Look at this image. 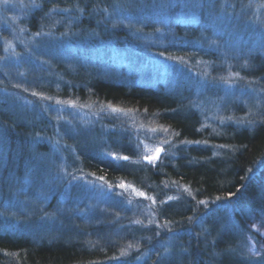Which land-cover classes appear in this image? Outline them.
<instances>
[{
	"label": "trees",
	"instance_id": "1",
	"mask_svg": "<svg viewBox=\"0 0 264 264\" xmlns=\"http://www.w3.org/2000/svg\"><path fill=\"white\" fill-rule=\"evenodd\" d=\"M149 1L34 0L21 19L31 33L64 32L76 42L64 48L68 59H54L55 96L108 104L133 120L67 122L42 108L37 93L0 77V264H264V244L259 253L250 250V239L261 244L251 223L264 219V98L246 105L222 86L187 76L192 60L220 70L204 22L158 26L164 37L154 44L184 69L146 62L130 27H155L141 11ZM123 3L130 24L105 18ZM255 52L239 55L243 66L235 68L243 76L264 73V57ZM247 111L252 118L238 121ZM141 124L165 133L156 161L138 147ZM112 152L126 159L116 161ZM62 168L133 185L159 231L144 225L150 217L135 221L139 212L125 210L114 193L86 202L81 196L90 193L79 191L81 201H65Z\"/></svg>",
	"mask_w": 264,
	"mask_h": 264
},
{
	"label": "rangeland",
	"instance_id": "2",
	"mask_svg": "<svg viewBox=\"0 0 264 264\" xmlns=\"http://www.w3.org/2000/svg\"><path fill=\"white\" fill-rule=\"evenodd\" d=\"M35 4L34 0H7V2L0 0V77H5L12 84L37 93L36 99L42 108L51 111L55 118L67 122L73 121L86 125L92 122L104 121L105 118L114 116L122 120L124 118L133 120L130 112L119 110L108 104L80 102L68 96H55L60 86L57 84L59 73L54 59L62 54L68 59L70 55L64 53L66 52L64 48L65 46L73 47L76 42L71 43L69 35L64 32L61 36L54 32H29L21 19ZM146 5H141L146 6L141 11L145 12V18H148L150 23L155 24L156 28L140 31L138 28L130 27V38L132 41L135 40L137 46L143 49L146 62L151 61L165 69L171 66L184 69L177 59L173 60L165 57V54L159 51V44H154V38L155 40H161L164 37V29L158 26H166L169 22H192L195 25L204 22L213 31L212 44H210L215 50L214 54L219 58V61L216 59L217 62L215 63L220 67V70L211 71L204 62L201 64L196 60H192L186 70L187 76H190L191 80L196 79L197 84L210 81L218 87L222 86V92L225 96L230 95L236 102L243 100L246 105L248 100L255 101L258 105L261 98H264V73L257 77L250 74L243 76L240 71L236 70L237 67L235 68L237 64L242 65L239 59L240 54L248 56L250 52L258 51V54L262 58L264 57V0H238V2L236 0H183L179 3L176 0H150ZM127 12L123 3V5L120 4V6L114 7L112 15L106 13L105 18H109L115 24L116 22L130 24V19L124 15ZM107 25L109 29L112 28L109 21ZM61 29L64 31L63 26ZM37 33H40V35H37ZM115 39L123 38L117 36ZM109 40L111 38L104 39V41ZM96 48H100V46ZM57 52L59 53L57 54ZM243 59L244 61L247 60L245 57ZM43 75L45 76L43 77ZM201 89L202 86L199 85V92ZM28 103L32 104L31 102ZM33 104L35 105V103ZM246 105H243L245 109L249 106ZM36 106L38 107V105ZM238 110L239 108L234 106L232 111L236 112ZM227 116L229 117V115ZM250 118L252 116L247 111L241 113L239 120H237L243 122ZM220 122L222 121L220 120ZM138 128L142 134L141 141L137 142L138 147L141 146V151L150 157H156L153 160L156 161L164 151L165 133L161 130L150 129L144 124L139 125ZM157 149H159V152H157ZM111 155L116 161L126 157V155L119 152H112ZM129 156L140 160L138 154L135 156L134 153L133 156ZM67 170V168L61 169V175L65 174L67 178L65 179L62 175L65 184L64 187L59 188V190H63L62 198L65 201L79 202L83 197L86 198V202L92 200L96 202L94 198L98 200L99 196L103 197L105 194L114 193L123 201L125 210L130 209V211L139 212L138 215L133 216L135 221L140 220L138 216L150 217L148 224L143 222L144 225L150 227L149 224L152 222L155 231H159L160 222L152 214L151 209L140 204L142 203L141 200L146 197H141L143 192L133 185L120 179L111 183L105 177L85 178L77 176L73 173L74 171L68 172ZM121 185L124 186L121 187ZM79 191L90 194L80 197L77 195ZM174 198L176 196L173 195L172 199L166 197L163 201L166 202ZM251 229L259 237L261 244L259 245L253 239H250V250L252 253H259L264 244V219L259 222H252ZM136 233L137 231H132V234L136 235ZM185 236H187L186 233ZM166 242L172 244V241L168 239ZM144 247L146 248V246ZM157 247L163 249L161 245H157ZM135 249L137 248L135 247ZM165 251L167 252L168 249Z\"/></svg>",
	"mask_w": 264,
	"mask_h": 264
},
{
	"label": "snow or ice",
	"instance_id": "3",
	"mask_svg": "<svg viewBox=\"0 0 264 264\" xmlns=\"http://www.w3.org/2000/svg\"><path fill=\"white\" fill-rule=\"evenodd\" d=\"M4 2H7V0H4ZM37 35H40V33H37ZM228 119H231V117H229ZM223 122V121H222ZM249 123H252L251 121H249ZM157 152H159V149H157ZM125 159H126V157H125ZM147 159H149V160H154V159H156V157H147ZM124 185H121V187H123ZM141 195H143L142 193H141ZM201 203H204L203 201H201ZM123 254V253H122Z\"/></svg>",
	"mask_w": 264,
	"mask_h": 264
}]
</instances>
